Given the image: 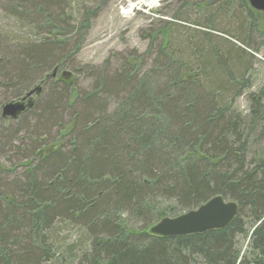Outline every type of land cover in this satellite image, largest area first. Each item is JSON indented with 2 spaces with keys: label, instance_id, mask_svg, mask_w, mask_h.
<instances>
[{
  "label": "trees",
  "instance_id": "16d2710c",
  "mask_svg": "<svg viewBox=\"0 0 264 264\" xmlns=\"http://www.w3.org/2000/svg\"><path fill=\"white\" fill-rule=\"evenodd\" d=\"M15 1L12 13L36 31L17 51H1L0 87L9 90L73 59L76 45L63 57L54 53L70 47V37L84 28H70V22L77 14L85 22L88 13L57 11L59 0ZM233 2L248 9L247 0ZM212 5L216 21L209 23L208 15L202 23L233 32L236 19L235 32L250 47L249 25L237 11L229 15L228 0ZM205 38L190 47L183 41L181 49L163 38L155 56L131 53L139 65L127 56L117 68L91 66L94 83L85 90L73 91V82L64 79L51 82L47 95L28 109L35 122L22 116L26 111L18 117L25 134L13 148L23 167L10 171L0 163V264H62L61 253L70 264H264V148L252 139L255 131L264 135V107L253 103L243 116L231 109L227 98L243 62ZM173 49L175 61L168 54ZM187 54L190 60H184ZM193 67L199 73L189 77ZM68 126L65 143L61 131ZM19 130H0L1 154L8 152L2 140ZM48 136L59 144L54 151L45 150L52 146L44 145ZM216 195L238 204L226 227L182 236L148 233L152 221ZM124 213L136 218V227L127 225ZM65 225L84 231L64 248L58 242Z\"/></svg>",
  "mask_w": 264,
  "mask_h": 264
},
{
  "label": "rangeland",
  "instance_id": "374dc122",
  "mask_svg": "<svg viewBox=\"0 0 264 264\" xmlns=\"http://www.w3.org/2000/svg\"><path fill=\"white\" fill-rule=\"evenodd\" d=\"M59 1H61V5L59 4L60 6L57 11H61L63 9V12L67 14L70 11L77 14L80 8H83L84 10H82L81 14L88 11L86 14L87 18L85 17L87 20H85V22L84 20L81 21V16H79V14L75 17L78 20H71L72 22L69 24L70 28L74 25V27H76L75 29H78L81 24L84 28L82 30L78 29V31L73 34V37H70L71 40L68 41V46L70 47L62 51L57 50L54 53L56 54L54 55L56 57H54L55 59L63 57L68 55V50L70 48L73 49L76 45L78 48L75 50V55L72 57L73 59L70 61H67L66 59L59 61L61 63L60 68L57 66L54 68L52 67L46 72V75L43 73L41 78H39L40 74L33 73L26 80L21 82V84H17L16 88L12 89L13 91L9 89H2V87H0L1 105L5 102L11 101V99L21 98L32 88L40 86L41 92L39 95H33L34 103H37L44 98L45 95H47L51 82L56 83L60 79H64L70 83L73 82V85L76 87V89L75 87L74 89L72 88L73 91H76L78 88L83 90L88 89L92 83H94L93 77L89 76L95 71L92 70L91 66L100 67L106 65L108 68H117V66L121 64L123 59L127 56L130 57L132 64H135L137 61H134V57L133 59L131 58V53H136L141 56L148 51L150 55L153 54V56H155L158 50V45L163 38L166 39L168 44L171 43L172 46H174V44L181 46L183 45L182 42L185 41L190 47L191 44L202 39L204 40V37H206L214 41L217 48H221L223 52H230L232 55L239 56V59L243 62L244 67L242 69H244V71L242 70L239 77L235 79V84L237 86H232L233 88L232 90L230 89V94L227 98V104L230 103L231 109L243 116L248 115L253 110V103H261L262 107H264V11L253 8L249 4L248 0V9H246L242 4H240V6L234 4L233 0H228V2L230 3V6H232V12L229 15L234 17L237 11L243 19V22L249 25L250 47L244 45L243 42L240 41L242 39L241 35L235 32L234 26L236 25V19L232 20L233 26L230 27L233 32L226 30L230 33H224L226 31L223 29L222 25H220V23L223 22L219 21L218 18L217 22L220 26L216 27L221 28L224 32L217 30L216 27L215 30L207 28L205 23H202L203 18L208 15L211 18L208 21L209 23L216 21L217 16L214 17V12L210 11L216 7L212 5V0H159L157 5L153 7L142 3L140 0ZM130 3H134L135 8L130 12H126ZM13 4H16L15 0H0V54L5 47L17 51L18 47H23L28 43V40L33 41L34 39L35 34L32 30L36 31V29H34L35 26L26 18L22 21L17 19L16 15L12 13V10L14 9ZM208 5L211 6L208 7ZM19 7L20 6H18V8ZM247 10H250L253 13V16L249 15V11ZM54 11H56L55 8ZM27 15L31 14L28 13ZM37 22L39 26H44V23H41L42 21L37 19ZM76 22L78 23L75 24ZM224 22L227 23V21ZM160 31L163 32V34H161L162 36H159L160 33L158 32ZM234 32L235 35H233ZM157 33L158 40L155 39L156 41H151L153 35L155 34V36H157ZM181 48L182 46L180 49ZM62 52L65 53V55L61 56ZM169 52L168 54L174 59L173 61L179 58L176 52H174V49ZM189 56L190 55L187 54V58L184 59V57H181V59L190 60L191 58ZM150 58L151 56L147 59L150 60ZM106 61H108V63H106ZM139 62H137V65H139ZM233 67L235 68V63H233ZM192 71V73H188L189 77H195V75L199 73L198 69L195 67H193ZM54 72H56L55 76H53ZM43 76L44 78L42 79ZM198 77L199 79H203L201 75ZM2 85L7 86L3 83ZM19 90L21 91L18 92ZM17 92L21 93V96L17 97L14 95ZM29 110L22 116L25 117L28 115V121H30L31 124L35 121L32 119L33 115L30 114L31 111ZM0 112H3V108L1 107ZM1 113L0 130L2 128L7 131L10 129H20L18 136L15 138L13 137L8 140H2V143H4V141L6 142L5 150L8 152H3L2 154L0 153V163L3 167L6 166V169L15 171L14 169L18 166L23 167V160L19 159V156H15L16 149L14 150L13 145H21V143L17 140L15 141V139H17V137H23L25 130H23L24 128L19 125V118L14 120H4L1 117ZM70 129L71 128L68 126L66 130L61 131V136H66L62 139V141L65 140V143H67V140L69 139L67 133H69ZM259 130L260 128L258 129V132ZM50 135L54 137L55 130H53ZM51 136L42 138L45 143L44 145H52L51 141L54 139H51ZM252 139L258 141V148H264V135L260 136L255 131L253 132ZM62 141L60 142L62 143ZM28 144L32 145V143ZM56 145L59 144H53L52 146L45 148V150L47 151L51 149L54 151L57 148ZM10 177L13 176L11 175ZM178 215H170L167 217H176ZM122 219L126 220L127 225L129 224L136 227L135 223H138L136 218L126 213L122 214ZM159 221H152V223L147 226L149 234L155 235L151 232V228ZM73 227L74 226L65 225L64 229L61 230L59 234L60 238L58 243L63 245L64 248L67 244H72L77 241L79 236L83 234V228ZM245 244L246 242L244 245ZM60 256H64V262L62 261V264H70L67 259L65 261V256H67L66 254L61 253Z\"/></svg>",
  "mask_w": 264,
  "mask_h": 264
},
{
  "label": "water",
  "instance_id": "95a60500",
  "mask_svg": "<svg viewBox=\"0 0 264 264\" xmlns=\"http://www.w3.org/2000/svg\"><path fill=\"white\" fill-rule=\"evenodd\" d=\"M251 6L264 11V0H249ZM56 72L53 73L55 76ZM47 78V77H46ZM40 86L28 91L24 96L5 102L2 105L4 119H17L23 112L34 105L33 95H39ZM238 214V204L216 195L197 208L191 209L176 217H165L151 228L157 236H182L221 229L229 225Z\"/></svg>",
  "mask_w": 264,
  "mask_h": 264
},
{
  "label": "bare ground",
  "instance_id": "6f19581e",
  "mask_svg": "<svg viewBox=\"0 0 264 264\" xmlns=\"http://www.w3.org/2000/svg\"><path fill=\"white\" fill-rule=\"evenodd\" d=\"M142 3L147 4L150 7L156 6L159 0H140ZM250 3V2H249ZM251 5V4H250ZM135 8L134 3H130L128 5V8L126 9V12H130Z\"/></svg>",
  "mask_w": 264,
  "mask_h": 264
},
{
  "label": "flooded vegetation",
  "instance_id": "af4514ba",
  "mask_svg": "<svg viewBox=\"0 0 264 264\" xmlns=\"http://www.w3.org/2000/svg\"><path fill=\"white\" fill-rule=\"evenodd\" d=\"M248 2H249V0H248Z\"/></svg>",
  "mask_w": 264,
  "mask_h": 264
}]
</instances>
